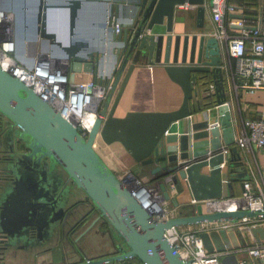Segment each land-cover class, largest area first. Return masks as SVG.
<instances>
[{
    "label": "water",
    "instance_id": "95a60500",
    "mask_svg": "<svg viewBox=\"0 0 264 264\" xmlns=\"http://www.w3.org/2000/svg\"><path fill=\"white\" fill-rule=\"evenodd\" d=\"M183 4L194 6L196 27H202L206 7H211L212 0H133L129 7H122L118 21L116 18L90 21L86 15H81L89 10V4L83 6L81 0H23L22 6L27 8V13L23 12L26 30L36 31L43 44H50L52 54L65 58L73 75L81 71L95 72V80L107 87V93L99 109L101 117L95 120L84 138L31 89L0 69V114L11 123L7 135H16L28 149L10 152L11 162L1 171L12 176L0 189V234L10 242L7 246L12 245V241L27 240L30 230L41 240L38 246L55 241L66 205L77 191L89 199L98 211V218H103L114 231L109 246L115 252L105 258L85 257L80 263L70 261L79 256L78 252L64 253L55 241V246L48 249L47 264H122L128 257L134 260L133 264H188L165 239L166 229L205 222H233L263 213L260 210L204 212L197 203L187 205L193 209L191 215L164 220L152 217L94 148L98 138L106 144L118 142L137 163L153 165L149 173L158 174L157 184L165 200H170L167 186L172 184L176 193H181L182 182L196 202L221 198V163L225 165L224 175L228 179L242 180L241 187L247 179L246 167L234 145V130L226 103L222 46L213 36L188 37L172 33L174 23L184 22L183 12L177 8ZM11 5L17 12L14 0ZM92 9L104 15L102 7ZM63 10L69 15L68 39L48 30L51 14ZM231 17L242 18L241 15ZM77 25L85 27V37H75ZM159 26L163 31H155ZM103 60H106L104 72ZM140 61L160 65L180 86L182 102L173 111L127 112L123 117H116L114 111L127 79ZM70 81H74V76ZM197 87L207 96L213 90L219 126L211 127L210 116L201 109L197 99L193 100ZM199 113L200 120L190 118ZM182 119L187 120L186 126L180 132L170 131L172 125ZM222 146L228 148L229 157L225 162L224 154L218 152ZM203 167L210 169L203 173ZM67 181L72 184L66 186ZM226 186L232 187L230 180ZM173 205L177 207L176 201ZM249 233L255 241L264 240V227L251 228ZM200 238L209 253L246 244L243 233L237 228L203 231ZM106 246L94 243L92 248L101 252ZM221 262L238 264L233 253L222 256Z\"/></svg>",
    "mask_w": 264,
    "mask_h": 264
},
{
    "label": "built area",
    "instance_id": "2783aa9c",
    "mask_svg": "<svg viewBox=\"0 0 264 264\" xmlns=\"http://www.w3.org/2000/svg\"><path fill=\"white\" fill-rule=\"evenodd\" d=\"M177 8L188 10L194 9V6L183 4L178 5ZM209 9L216 24L212 36L219 41L222 48L225 47L228 56V70L233 91L237 94L238 91L253 93L264 90V8L262 23L249 29L245 28L243 20L229 18V14L235 12V7L227 0H212ZM13 16L12 12L1 6L0 1V69L31 89L86 138L95 120L101 117L99 109L105 99L107 87L93 80L70 81L64 61L48 53H42L34 59L24 57V61L18 60L15 56ZM233 27L238 31L230 32V28ZM115 29L117 31L118 27L115 26ZM209 125L219 126V120L215 119ZM234 145L241 151H252L256 148L264 150V117L243 120L239 130L234 134ZM218 152L225 154L228 148L222 146ZM124 178L126 177L120 179L136 199H140L144 205L146 200L157 203L159 210L146 209L152 217L164 220L176 216L175 208L169 207L170 200L163 199L158 184L148 188L138 182L127 184ZM169 186L174 188L172 184ZM197 203L202 206L204 212L260 210L263 213L241 217L233 222H205L210 226L202 230L175 226L166 229L165 239L184 263L222 264L221 257L233 253L238 264H264V240H254L237 249L209 253L200 238V233L203 231L237 228L242 233H249L251 228L264 227L262 183L254 185L249 180H245L241 193L237 196L199 202L191 200L193 206Z\"/></svg>",
    "mask_w": 264,
    "mask_h": 264
},
{
    "label": "crops",
    "instance_id": "0c3cea01",
    "mask_svg": "<svg viewBox=\"0 0 264 264\" xmlns=\"http://www.w3.org/2000/svg\"><path fill=\"white\" fill-rule=\"evenodd\" d=\"M7 1L8 4L11 5L12 0H7ZM81 1L83 6L89 4V10L83 11L81 15L83 17H85L86 15L90 21H102L103 19L107 21L109 18L111 19L116 18V21H118L119 16L122 13L121 11L122 7H129L133 2V0H104V1L93 0L89 3H85L84 2L85 0H81ZM253 1L255 4L253 8L254 12L252 13L253 18H247V17L245 18L244 15L248 14L245 10L248 9V7H246L247 5H244V0H229L228 2H230L231 5L235 7V12L229 14V18L237 19L231 16L241 15L242 18L240 19L244 21L245 27H253L255 25L262 23L264 0H253ZM94 6L102 7L105 10L104 15L102 14V11H97L92 9ZM116 6H118L117 12L115 11ZM51 15H52L51 23L54 22L55 24H52L53 27L51 26L50 28L48 27V30L50 32L56 33V35L57 32H59L63 37L68 39L69 37L68 11L67 10L55 11V13H52ZM183 16H184L183 23H174L173 25L172 33L174 35L176 34L181 36L187 35L188 37H191L193 35H197L198 37L199 36L211 37L213 32L215 31L216 24L212 19L210 9L208 6L206 7V11H205L204 24L200 28L196 27L195 9L191 8L188 10H184ZM56 23L58 24L59 27H54L56 26ZM63 23L65 24L63 25ZM84 29L85 27L81 25H77V27L75 28V37L76 38L85 37L87 34L84 33L85 32ZM155 31H163V27L161 26L156 27ZM236 31H238L236 27H233L232 29L230 28V32L234 33ZM101 35H102V31L100 30L99 36ZM24 42H26L27 45L30 44L27 40H25ZM24 42L20 40L17 41L19 50L21 52ZM40 52H42L43 54L48 53L52 57L64 61L66 73L68 75L69 80L70 77L74 76V81L76 82H84L88 80L97 81L95 80V72L93 73V72L81 71L79 73H74L73 75V72L71 71L69 66V62L65 58L57 54H52L51 49L48 50L44 49V51H40ZM33 53H35V51ZM221 53H222V61H223V70L225 72L224 74L226 81V86H225L226 103L229 107L231 124L234 130V134H236L243 120L254 119L258 116L264 117V90H257L253 93L238 91V93L236 94L231 87V79L229 76L230 72L228 70L229 61L224 46L221 50ZM19 57H22V54H19ZM105 63L106 60H103L102 63L103 72L105 69L104 65H106ZM126 69L127 68H125L124 72L122 73L120 82L125 75ZM98 73H100L99 66H98ZM208 93L213 95V90H210ZM182 98H183V93L180 86L175 82H173L167 76L166 72L160 65H155V64L149 65V64H144L142 61H140L137 64V66L132 70V72L130 73L127 79V82L122 91L118 104L115 108L114 116L123 117L127 112L173 111L180 106L182 102ZM112 100L110 101L109 105H111ZM204 102L205 101H203L202 103ZM204 110H206L208 116H210L211 121L218 119V112L216 109V105L207 107ZM190 118H192L195 121H198L201 119V114L200 113L195 114ZM186 121H187L186 119H182L176 122L174 125H172L170 131L180 132L181 128H184L186 126ZM94 148L97 151V153L100 155V157L104 160V162L114 171V173L118 177L121 178L124 175V173H126V171H132V172H136L137 174L140 173V175H143L142 178L146 181L155 180V184H152V186H155L158 183L156 180L158 174L151 175L149 173L153 165L144 166L141 165L140 163H137L131 157L130 153L126 149H124V147L120 143L113 142L111 144H106L100 138H98L94 143ZM239 153L243 161V165L244 167H246V173H247L246 180H249L254 185L258 183L259 184L262 183L264 185V150L257 148L253 149L252 151L239 150ZM228 157L229 154L227 152L224 154V162ZM219 167L221 168V173H222V183H223L222 197L239 195L242 190V187L240 185L242 180H239L237 178L228 179L224 175L225 173L224 163H221ZM208 169L210 168L203 167L201 169V172L206 173L208 172ZM227 180L231 181L232 183L231 188H228L226 186ZM182 185H183V190L181 193H176L174 188H171L169 185L167 186V190L170 195V203H172V208H175L176 210V216L193 214L192 207L187 206L191 204V200H192L190 191L187 189L186 185L183 182ZM173 201L174 202L176 201L177 207L173 205ZM209 226H210L209 224L200 223L195 225H187L181 228L202 230V229H208ZM243 237L245 239L246 244L254 241V238L250 233H243ZM97 253L100 252L94 251L88 253V255L89 256L97 255ZM45 262L42 259L41 263L38 264H45Z\"/></svg>",
    "mask_w": 264,
    "mask_h": 264
},
{
    "label": "flooded vegetation",
    "instance_id": "af4514ba",
    "mask_svg": "<svg viewBox=\"0 0 264 264\" xmlns=\"http://www.w3.org/2000/svg\"><path fill=\"white\" fill-rule=\"evenodd\" d=\"M10 127L11 123L0 114V189L5 187L12 178L11 175L1 172L4 166L11 162L10 152L28 151L16 135H7ZM65 181L66 178H64ZM70 184H72L71 181L66 182V186ZM76 193V196L70 197L66 205L64 218L57 227L55 241L59 242L64 253L71 250L78 252L79 256L70 261L81 263L85 257H90L88 253L94 252L92 248L94 243H104L107 246L92 257L105 258L113 255L115 250L109 244L114 239V231L103 218H98V211L92 206L89 199L80 191ZM40 241L36 233L30 230L27 233V240L12 241V245L7 246V243L10 242L3 234H0V264H38L42 259L45 262L49 256V247L55 246L56 242L53 240L49 245L38 246ZM133 261L128 257L123 259L122 264H133ZM45 264L47 263L45 262Z\"/></svg>",
    "mask_w": 264,
    "mask_h": 264
},
{
    "label": "rangeland",
    "instance_id": "374dc122",
    "mask_svg": "<svg viewBox=\"0 0 264 264\" xmlns=\"http://www.w3.org/2000/svg\"><path fill=\"white\" fill-rule=\"evenodd\" d=\"M1 1V6L5 9H7L9 12L11 11L13 14H15V18H14V34H15V40H16V57L20 60V61H24V57H28V58H36L38 57L40 54H42V52L40 51H44V49L48 50L51 49L50 48V44L48 42H45L44 44L42 43L41 38L39 37V35L36 33V31L34 30H26V28L24 27V21H23V12L27 13V8H24L22 6L23 4V0H14L15 4H16V10L18 12L14 11V9L12 8V5L8 4L7 0H0ZM27 2V0H26ZM182 12H184L183 10H181ZM19 22V23H18ZM24 36V37H23ZM25 41L27 40L30 44L27 45L26 42H24L23 44V48L21 49L22 52L19 50L17 41ZM41 40V41H40ZM35 51V53H33ZM19 54H22V57H19ZM32 54V55H31ZM35 54V55H33ZM21 56V55H20ZM126 177L124 178V180L127 182V184L129 183H139L141 185H144L148 188L153 187L152 184H155V180H144L142 178L143 175L137 174L136 172H132V171H126V173H124V175L122 177ZM170 208H172V203H170Z\"/></svg>",
    "mask_w": 264,
    "mask_h": 264
},
{
    "label": "trees",
    "instance_id": "16d2710c",
    "mask_svg": "<svg viewBox=\"0 0 264 264\" xmlns=\"http://www.w3.org/2000/svg\"><path fill=\"white\" fill-rule=\"evenodd\" d=\"M229 1V0H228ZM229 4H231L230 2H228ZM244 5H247L246 7H248V9H246L245 11L248 13L246 15H244V17L246 18H253V15L252 13L254 12V1L253 0H244ZM201 87H197V96L193 97V100L196 101V99L198 100L199 102V106L201 107V109H205L207 107H210V106H214L216 103H215V97L214 95H206L205 92L202 93L201 92ZM203 101H205L204 103H202Z\"/></svg>",
    "mask_w": 264,
    "mask_h": 264
},
{
    "label": "bare ground",
    "instance_id": "6f19581e",
    "mask_svg": "<svg viewBox=\"0 0 264 264\" xmlns=\"http://www.w3.org/2000/svg\"><path fill=\"white\" fill-rule=\"evenodd\" d=\"M12 11V10H11ZM10 11V12H11ZM13 12V11H12ZM14 16H13V29H14V18H15V14H13ZM52 16V15H51ZM51 25V27H53V25L52 24H55L54 22H52V23H50ZM60 25V24H59ZM54 27H59L58 26V24L56 23V26H54ZM14 37H15V34H14ZM15 42H16V40H15ZM15 53H16V44H15ZM15 56H16V54H15ZM17 58V57H16ZM18 59V58H17ZM19 60V59H18ZM144 208L145 209H148V208H151L152 210H159V208H158V205H157V203H154L153 201L151 202V201H149V200H146L145 201V205H144Z\"/></svg>",
    "mask_w": 264,
    "mask_h": 264
}]
</instances>
